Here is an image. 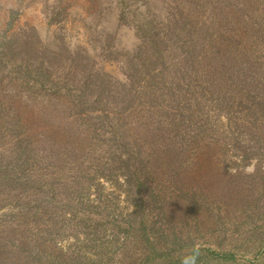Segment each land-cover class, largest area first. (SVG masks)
Returning <instances> with one entry per match:
<instances>
[{
  "label": "rangeland",
  "instance_id": "1",
  "mask_svg": "<svg viewBox=\"0 0 264 264\" xmlns=\"http://www.w3.org/2000/svg\"><path fill=\"white\" fill-rule=\"evenodd\" d=\"M179 5L180 0H0V44L6 40L13 57L25 56L32 69L37 67L34 74L48 71L77 85L95 69L101 83L118 87L129 80L136 86L139 75L129 65H139L138 47L150 37L153 23L170 22ZM11 71L0 62V85L22 89L26 82L19 83ZM231 84L221 91H233ZM259 91L255 95L263 97ZM232 95L227 110L210 96L204 101L208 123L187 122V131L196 127V137L211 139L212 147L170 158L176 164L152 172L143 186L123 169L108 170L105 159L100 166L87 159L77 170L68 158L66 171L80 176L76 191L60 178V167L49 179L54 190L43 186L44 174L53 171L44 155H55L60 127L55 124L68 119L55 118L52 105L31 110L19 102L30 132L53 140L34 139L36 149L22 156L13 150L8 159L17 178L9 184L15 193L0 185V264H188L193 248L205 251L192 264H264L259 254L264 251V124L260 130L233 127L246 101ZM1 102L7 110L0 95ZM10 137L0 136V145ZM3 154L7 151H0V158Z\"/></svg>",
  "mask_w": 264,
  "mask_h": 264
},
{
  "label": "trees",
  "instance_id": "2",
  "mask_svg": "<svg viewBox=\"0 0 264 264\" xmlns=\"http://www.w3.org/2000/svg\"><path fill=\"white\" fill-rule=\"evenodd\" d=\"M178 7L179 12L170 16V22L153 23L150 37L138 47L139 65H129L139 75L138 83L134 86L128 80L129 88L123 82L118 87L101 83L95 69L83 80L78 77L77 85L48 71L34 74L37 67L32 69L34 65L25 61V56L13 57L6 40L0 44V62L8 65L16 79L21 80L19 83L26 82L22 89L16 84L6 88L0 85V95L9 103L7 110L0 103V120H6L0 121V136H11L0 145V151H7L0 158L1 186L15 193L9 185L12 176L17 178L8 163L13 150L20 149L22 156L26 150L36 149L31 147L34 139L50 137L30 132L24 125L19 102L31 110L52 105L55 118L68 119L55 124L60 125L55 155H44L53 171L44 174L43 186L51 191L54 189L49 179L55 176V167L61 168L58 170L63 174L58 175L66 179L69 188L77 190L80 176L72 169L66 171L68 158L77 170L87 159L97 161L99 166L105 159L110 167L105 163L103 166L108 170L123 169L122 173H128L133 182L143 186L152 172L176 164L170 158L198 153L200 146L212 147L211 139L196 137V127L187 131L191 119L208 123L203 111L209 96L227 110L231 108L228 95L240 94L246 106L237 115L241 121L234 122L233 127L256 125L261 129L264 95L255 93L261 90L264 94V0H180ZM44 67L42 64L39 70ZM55 78L59 83H55ZM229 82L234 93L228 89L227 94L221 89ZM28 90L33 94L29 95ZM13 134L19 136L20 142H13ZM52 140L49 138L48 142ZM61 150H69L71 155L64 158ZM202 251L205 250L193 248L188 264L198 262ZM214 254L225 260L234 258ZM259 254L264 255V251Z\"/></svg>",
  "mask_w": 264,
  "mask_h": 264
}]
</instances>
